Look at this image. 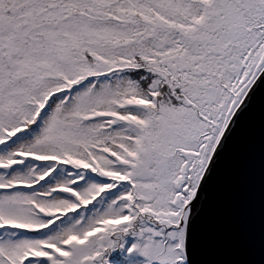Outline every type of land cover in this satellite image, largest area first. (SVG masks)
Instances as JSON below:
<instances>
[{
	"label": "snow or ice",
	"instance_id": "1",
	"mask_svg": "<svg viewBox=\"0 0 264 264\" xmlns=\"http://www.w3.org/2000/svg\"><path fill=\"white\" fill-rule=\"evenodd\" d=\"M0 264H264V0H0Z\"/></svg>",
	"mask_w": 264,
	"mask_h": 264
}]
</instances>
